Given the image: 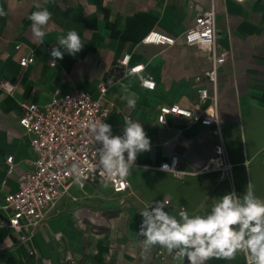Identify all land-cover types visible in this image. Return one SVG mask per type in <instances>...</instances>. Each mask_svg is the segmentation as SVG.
<instances>
[{
	"label": "crops",
	"instance_id": "crops-1",
	"mask_svg": "<svg viewBox=\"0 0 264 264\" xmlns=\"http://www.w3.org/2000/svg\"><path fill=\"white\" fill-rule=\"evenodd\" d=\"M36 2L52 13L41 44L34 40L28 19L37 10ZM0 8L7 13L0 16V84L13 87L11 94L0 89V204L17 192L19 176L35 159L20 126L22 103L45 107L55 94L74 89L98 99V86L104 83L105 102L114 106L109 118L113 135L123 133L127 116L140 121L151 141L150 150L137 156L138 167L128 175L130 189L124 196L99 183L77 186L86 196L78 199L71 195V186L29 239L0 227V264H181L159 246L143 251L144 238L137 233L144 207L167 199L170 204L164 210L172 214L181 208L190 215L203 214L215 198L232 191L243 195L249 182L264 199V0H0ZM211 8L217 46L230 53L218 70L216 86L224 154L233 165L228 180L219 172L199 173L215 157L218 140L212 128L174 116L167 117L166 126L157 121L161 106L179 105L198 115L211 103H201L197 93L198 87L213 92L204 79L211 69L209 55L183 40L197 16ZM68 30L78 32L84 47L75 56L65 52L57 66L50 67L49 49L58 47V38ZM151 32L174 37L175 46L143 44ZM31 55L34 63L22 68L21 58ZM126 55L129 67L144 65L141 75L153 78L154 90L141 87L140 77L127 69L119 80L105 81ZM197 77L203 80L197 83ZM124 88L134 94V109L121 99ZM173 156L180 170L194 175L176 179L158 169ZM103 185L111 196L104 203L91 202ZM122 199L126 203L120 206ZM3 219L7 214L0 211ZM160 249L164 260L154 258ZM184 264H189L187 259ZM206 264H246V256L238 253L234 259L213 258Z\"/></svg>",
	"mask_w": 264,
	"mask_h": 264
},
{
	"label": "built area",
	"instance_id": "built-area-1",
	"mask_svg": "<svg viewBox=\"0 0 264 264\" xmlns=\"http://www.w3.org/2000/svg\"><path fill=\"white\" fill-rule=\"evenodd\" d=\"M244 2L247 0H234ZM216 14L214 8L197 16L195 25L183 35L184 44L196 47L209 55L211 69L204 74V79L212 84L213 92L204 87H198L197 93L201 103L211 100L210 105L200 114L195 115L190 110L179 105L161 106L158 110V124L166 126L167 117L174 116L177 119H189L194 123H200L213 129V135L218 140L215 146V157L200 170L199 173L219 172L222 179L232 177L233 165L227 162L224 154L223 140L220 129V120L217 111L218 70L230 58V53L220 50L217 46ZM143 44L164 47H173L176 39L158 32L149 33L142 41ZM49 49V66L56 67L61 59H55ZM55 59V65L52 61ZM34 56L21 58L19 64L26 68L34 63ZM130 56L126 55L119 66L131 75L140 77L141 87L154 90L156 83L151 76L142 77L144 65L129 67ZM202 77L195 81L200 83ZM0 89L5 94H11L13 87L8 83L0 84ZM100 97L93 99L89 93L74 89L63 95L55 94L51 102L45 107L36 104L22 103L20 126L30 138L31 150L35 159L31 162V169L19 176L18 190L5 196L0 211H5L7 219L0 221V227L10 229L22 234V239H29L35 231L45 222L48 214L69 193L73 185L83 189L87 184L107 183L117 195H125L130 189L128 176L126 178L109 179L100 174L96 168L98 155L96 150L101 147L99 143H93L91 134L85 125L89 121H101L110 124L109 118L113 111V104H106L107 92L104 83L98 86ZM111 125V124H110ZM121 136L123 135L120 134ZM127 154L125 153V156ZM10 165L9 173L14 171L13 158L7 159ZM73 164H77L83 172V178L79 183L71 172ZM167 165L170 170H162ZM138 167L137 161L133 168ZM159 170L173 175L176 179H182L187 173L178 168V157L173 156L168 162L162 164ZM126 203L124 199L120 206ZM170 204V203H169ZM140 230V227H138ZM163 250H158L154 258L164 260ZM246 264L249 260L246 257Z\"/></svg>",
	"mask_w": 264,
	"mask_h": 264
},
{
	"label": "clouds",
	"instance_id": "clouds-1",
	"mask_svg": "<svg viewBox=\"0 0 264 264\" xmlns=\"http://www.w3.org/2000/svg\"><path fill=\"white\" fill-rule=\"evenodd\" d=\"M34 7L37 10L28 16L30 30L34 40L41 44L52 13L39 2ZM5 15L7 13L0 8V16ZM57 42L59 46L53 47L50 53L55 59H63L65 52L75 56L84 47L75 30H68ZM123 92L121 99L127 102L129 109H134V94L127 88ZM123 125L122 136L113 135L112 126L101 121H89L85 125L93 143L101 145L96 150V168L109 179H123L130 175L138 154L149 151L151 147L150 138L140 121L125 116ZM162 170L170 168L164 165ZM71 172L79 183L83 178L82 170L73 164ZM212 201L203 214L190 215L183 208L178 214H172L164 210L170 203L167 199L153 201L144 207L139 212L143 219L137 233L144 238L143 251L147 253L159 246L181 264L185 259L189 264H206L213 258L231 260L238 253L244 254L249 264H264V199L255 195L251 183L247 184L243 195L232 191Z\"/></svg>",
	"mask_w": 264,
	"mask_h": 264
},
{
	"label": "rangeland",
	"instance_id": "rangeland-1",
	"mask_svg": "<svg viewBox=\"0 0 264 264\" xmlns=\"http://www.w3.org/2000/svg\"><path fill=\"white\" fill-rule=\"evenodd\" d=\"M86 192H89L90 191V187L89 186H86L85 190ZM98 198L96 200H93L91 202H95V201H98V202H106L107 199L111 196V190L106 187V186H101L98 190ZM71 195L74 196V197H78V199H83L85 200L86 196H83V193L82 191H80L77 187V185H73L72 187V190H71Z\"/></svg>",
	"mask_w": 264,
	"mask_h": 264
},
{
	"label": "trees",
	"instance_id": "trees-1",
	"mask_svg": "<svg viewBox=\"0 0 264 264\" xmlns=\"http://www.w3.org/2000/svg\"><path fill=\"white\" fill-rule=\"evenodd\" d=\"M124 74V69L121 68L120 66H117V68L115 70H112L106 77V82L107 83H113L117 80H119L122 75ZM114 215V216H113ZM112 216L115 217V216H118L117 213L113 214ZM101 232H105L106 230H100Z\"/></svg>",
	"mask_w": 264,
	"mask_h": 264
}]
</instances>
